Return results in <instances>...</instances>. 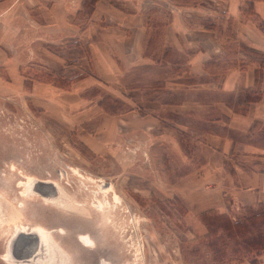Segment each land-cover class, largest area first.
Returning a JSON list of instances; mask_svg holds the SVG:
<instances>
[{
	"label": "rangeland",
	"instance_id": "1",
	"mask_svg": "<svg viewBox=\"0 0 264 264\" xmlns=\"http://www.w3.org/2000/svg\"><path fill=\"white\" fill-rule=\"evenodd\" d=\"M112 1L128 12H141L145 18L144 47L149 63L144 66L148 72L132 65L134 68L121 72L120 81L128 90L134 85L146 88L147 98L156 99L159 91L160 98L176 102L193 96L191 90L187 93L188 82L198 78L188 72L189 60H194L190 53L210 42L211 70L218 73L213 79L235 66L252 61L263 64L260 55L236 38V24L226 12L230 0ZM242 2L243 13L256 20L246 6L249 1ZM92 3L94 0H88L77 23L85 24ZM22 11L20 8V14ZM30 14L38 16L35 9L29 10ZM19 19V36H13L9 29L5 41L10 45L16 39L23 59L20 71L26 78L24 84L0 81V203L4 210L0 220L5 219L0 226V264H8L1 256L19 225L47 229L65 250L68 264H99L102 258L111 264H251L254 251L244 249L222 231L207 236L209 229L201 217L189 216L183 201L170 192L169 181L204 163L201 119L176 114L177 121H188L190 127L174 128L173 113L160 110L165 120L158 122L159 127H130L138 126L139 115L154 110L155 105L133 103L123 95L124 84L112 86L108 81H97L77 98L76 92L74 97H66L68 93L60 88H36L33 92L25 83L31 78L68 89V81L75 78H64L65 72L59 75L65 60L54 57L47 46L62 51L69 63H74L70 58L76 49L70 37L58 40L56 34L29 23L24 16ZM85 48L84 44L78 51ZM202 56L197 54L196 61ZM87 64L83 58L67 71L74 76L85 74L90 71ZM0 75L6 77L7 73L1 70ZM172 78L179 81L180 87L173 86L180 90L170 97L167 87H159ZM195 91L204 98L202 91ZM259 91L262 95L260 87ZM222 96L231 102L234 98L228 93ZM130 109L135 116H129L115 136L110 129L101 131L106 115ZM231 133L235 142L225 169L234 163L252 168L254 155L264 157V152L253 147H264V133ZM26 176L59 182L76 207L46 202L41 195L24 196L19 182ZM245 214V207L236 206L228 215L236 219ZM82 234L90 235L95 246H84L79 239ZM245 256L248 259L239 260ZM260 259L264 264V251Z\"/></svg>",
	"mask_w": 264,
	"mask_h": 264
},
{
	"label": "crops",
	"instance_id": "2",
	"mask_svg": "<svg viewBox=\"0 0 264 264\" xmlns=\"http://www.w3.org/2000/svg\"><path fill=\"white\" fill-rule=\"evenodd\" d=\"M247 1L249 2L246 6H250L249 9L256 20L243 13L242 0H230L226 12L232 16L231 22L236 24L234 29L236 38L253 53H261L262 55L257 54L262 58L263 64L258 60L259 64L252 61L241 66L242 68L235 66L226 71L224 76L213 79L212 75L218 73H213L211 70L212 43L204 44L203 48L190 53L194 60L192 61V58L189 60L188 72L192 77L198 78L197 81L188 82L187 93L191 90L193 96L176 102L171 98H160L161 91L156 99L147 98L146 88L134 85L128 90L126 89L128 86L120 81L121 72L129 67L142 66V69L148 72L145 66L149 63V57L144 47L147 30L141 12H128L112 0H94L87 13L85 24H79L77 23L79 14L88 0H0V72L2 70L7 73L6 77L0 75V81L2 83L7 81L8 84L17 81L19 84H24L26 78L20 71L23 70L21 67L23 59L16 46V39L13 38L10 45L5 41L9 29L13 36L22 29L19 19L21 16H24L29 23L33 21L50 33L56 34L55 38L58 40L70 37V41L75 45L72 48L76 49L70 59H74V63L77 64L79 60L86 58L90 71L74 76L75 73L67 70L75 64L71 61L69 63L62 51L55 50V46H47V50L54 57L65 60L59 68V75L65 72L64 78L75 79L72 80L69 88L66 87L68 89H64L60 85L53 84V81L31 78L33 92L36 88H60L68 93L66 97H71L76 92L77 98L81 96L83 90L92 87L97 81H108V83L112 82V86L123 87L124 84L123 95L133 103L155 105L154 110L150 109L145 115H139L138 126L130 127L147 130L155 125L159 127L158 122L163 124L165 120L163 115H159L160 110L173 113L174 128L190 127L188 121L187 123L177 121L176 114L201 119L202 126L199 131L204 136V141L200 145V151L205 157L204 163L195 171L184 172L169 181L172 196L181 199L186 205L187 214L189 216L194 214L193 216L198 219L201 212L207 210L231 214V210L236 206L245 208L257 206L260 202L264 203V162L261 163L264 157L254 155L255 164L250 169L239 163H234L231 169H225V160L229 158L235 142L231 131L253 136L257 131L264 133V31L259 27V22L264 21V0ZM20 8L24 10L22 14ZM31 9H35L38 16L29 15ZM59 44H62V41ZM84 44L86 46L84 52L78 51V47L82 48ZM199 53L203 56L197 62L196 56ZM168 82L171 83L170 87L166 85ZM178 82L172 78L162 83L159 90L167 87L169 89L167 94L170 97L174 94L178 95L180 89L173 86L177 84V87H180ZM74 87H79L80 90H74ZM259 87L263 90L262 95ZM195 89L202 91L204 98L197 96L196 93L199 92ZM130 92L133 94L129 95ZM213 92L217 96L212 97ZM225 93L234 95L232 102L222 96ZM255 93L256 97H249ZM133 111L130 109L124 114L109 113L102 119L104 121L101 131L110 129L112 136H115L127 118L135 116ZM148 119H151L150 122ZM107 122H110V125H107ZM253 147L264 152V147L254 144ZM259 166L263 167L262 170ZM171 167L175 169L176 166Z\"/></svg>",
	"mask_w": 264,
	"mask_h": 264
},
{
	"label": "bare ground",
	"instance_id": "3",
	"mask_svg": "<svg viewBox=\"0 0 264 264\" xmlns=\"http://www.w3.org/2000/svg\"><path fill=\"white\" fill-rule=\"evenodd\" d=\"M35 177L26 176L24 180L19 183L22 186V192L24 196L41 195L35 190H29L26 188L28 183L33 182ZM54 186L57 188L56 195H41L46 202H52L61 204L64 206H75L76 201L64 190L62 184L57 181H53ZM110 187V186H109ZM1 201V199H0ZM4 213L0 203V215ZM3 220H0V226ZM38 233V247H35L33 236L30 234V230ZM30 233V234H29ZM86 247H94L95 242L93 238L88 234H82L79 238ZM14 246V252L20 254L24 258H15L12 254V248ZM36 248V249H35ZM2 259L8 264H68L67 254L63 250L62 246L55 243L49 235V231L42 226H33L30 228L27 225H19L8 240L6 250L2 254Z\"/></svg>",
	"mask_w": 264,
	"mask_h": 264
},
{
	"label": "trees",
	"instance_id": "4",
	"mask_svg": "<svg viewBox=\"0 0 264 264\" xmlns=\"http://www.w3.org/2000/svg\"><path fill=\"white\" fill-rule=\"evenodd\" d=\"M259 27L264 31V21L259 22ZM259 53V52H257ZM262 55L261 53H259ZM72 80L68 81L69 85ZM27 87L32 88L33 81L25 82ZM68 87V86H66ZM201 219L209 229V234H218L220 231L227 234L237 244L242 245L246 250L255 252V257L250 258L251 264H261V255L264 251V203L260 202L257 206L246 208L243 217L232 218L226 213L207 210L200 214ZM247 234L250 236L247 237ZM248 257H242L243 261Z\"/></svg>",
	"mask_w": 264,
	"mask_h": 264
},
{
	"label": "water",
	"instance_id": "5",
	"mask_svg": "<svg viewBox=\"0 0 264 264\" xmlns=\"http://www.w3.org/2000/svg\"><path fill=\"white\" fill-rule=\"evenodd\" d=\"M29 187H30V189H29ZM26 188L29 190H35L36 192H38L41 195H56V189H55L54 184L48 180L35 179L33 182L28 183L26 185ZM30 233L29 234L31 236H33L35 247H38V242H39L38 241V233L33 232L32 229L30 230ZM12 254H13V256H15V258H24V257L20 256V254L18 255L14 252V246L12 248ZM99 264H111V262L102 258L99 261Z\"/></svg>",
	"mask_w": 264,
	"mask_h": 264
}]
</instances>
